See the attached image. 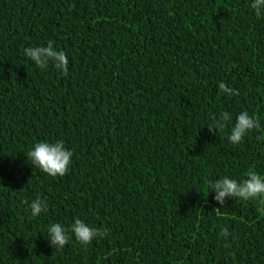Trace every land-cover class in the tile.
I'll list each match as a JSON object with an SVG mask.
<instances>
[{
	"label": "trees",
	"instance_id": "1",
	"mask_svg": "<svg viewBox=\"0 0 264 264\" xmlns=\"http://www.w3.org/2000/svg\"><path fill=\"white\" fill-rule=\"evenodd\" d=\"M251 2L0 0V264H264V212L221 207L210 188L264 176V131L228 139L244 111L264 130V16ZM49 41L67 76L25 56ZM222 111L232 121L214 135ZM56 140L73 153L64 177L26 157ZM37 196L49 210L33 219L23 202ZM76 218L109 234L51 247L48 225Z\"/></svg>",
	"mask_w": 264,
	"mask_h": 264
},
{
	"label": "clouds",
	"instance_id": "2",
	"mask_svg": "<svg viewBox=\"0 0 264 264\" xmlns=\"http://www.w3.org/2000/svg\"><path fill=\"white\" fill-rule=\"evenodd\" d=\"M250 7L257 17L264 16V0H252ZM24 54L41 70H47L51 65L64 76L69 74L67 54L62 50H57L52 41H49L47 46L27 47L24 49ZM218 88L221 93L229 97L239 95L238 90L228 87L223 81L218 83ZM212 120L213 122L208 125V129L209 132L216 135L225 131L232 121V115L227 111H222L218 115H214ZM254 131H264L261 122L258 118L250 116L247 111H244L237 116L228 139L233 145H239ZM257 139L264 140V135L258 136ZM26 157L28 162L34 165V168L41 169L45 174L52 177H64L70 171L73 153L65 147L62 140H56L54 143L41 141L34 144L27 152ZM245 176L246 178L242 181H237L229 176L215 180L210 185L211 193L215 192L214 199L221 207H224L229 198L255 202L258 208L264 212V176L252 169L248 170ZM23 203L29 205L33 219L46 214L49 210L48 201L41 196H37L30 204L27 200ZM108 234L106 229L88 225L80 218H76L68 228L61 223L49 224L46 237L51 241V247L55 250H62L72 241L73 237L81 245L90 246L94 239H103ZM220 235L227 239L230 235L228 228H222ZM224 246L228 248L229 244L225 243Z\"/></svg>",
	"mask_w": 264,
	"mask_h": 264
}]
</instances>
